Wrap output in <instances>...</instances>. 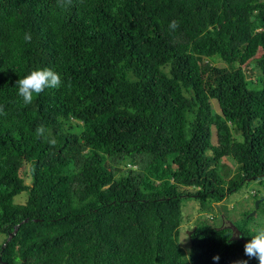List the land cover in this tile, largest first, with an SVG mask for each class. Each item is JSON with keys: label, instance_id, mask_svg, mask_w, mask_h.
<instances>
[{"label": "trees", "instance_id": "obj_1", "mask_svg": "<svg viewBox=\"0 0 264 264\" xmlns=\"http://www.w3.org/2000/svg\"><path fill=\"white\" fill-rule=\"evenodd\" d=\"M44 68L61 87L24 105ZM0 105V264H258L264 0H0ZM249 182L240 240L198 218L184 252L182 199L216 213Z\"/></svg>", "mask_w": 264, "mask_h": 264}, {"label": "rangeland", "instance_id": "obj_2", "mask_svg": "<svg viewBox=\"0 0 264 264\" xmlns=\"http://www.w3.org/2000/svg\"><path fill=\"white\" fill-rule=\"evenodd\" d=\"M245 71L249 79L253 83H257L260 74L259 71L254 68L252 63L245 68ZM190 191H194V189H190ZM262 191L263 187L259 183L249 182L238 192L227 196V198H225L222 202L214 205L216 213L213 212L209 214L199 212V203L197 200L193 198L182 199L181 212L183 220L180 229L179 242L184 252L187 253L190 249L188 233L198 218L206 219L208 217L215 216L218 219L214 221V224L220 225L223 223V225L229 226L230 224L239 221L244 212L252 209L254 203V198L252 196L254 193H262ZM255 214L253 216H255ZM255 222V224L259 226H264V221L260 218H257ZM256 228L257 227L255 226V229ZM3 239L4 236H0V243Z\"/></svg>", "mask_w": 264, "mask_h": 264}, {"label": "clouds", "instance_id": "obj_3", "mask_svg": "<svg viewBox=\"0 0 264 264\" xmlns=\"http://www.w3.org/2000/svg\"><path fill=\"white\" fill-rule=\"evenodd\" d=\"M58 6L61 8L72 5V0H57ZM170 29L175 30L178 27L176 21H172L169 25ZM26 39L30 40V36ZM62 85L60 74L50 68L33 70L30 74L20 78L16 82L18 89L17 95L21 98L24 105H31L34 101V94L39 96L46 88L58 89ZM0 115L7 116L5 106L0 105ZM46 128L44 125H39L36 128L37 137L45 136ZM51 136V133H48ZM50 143L55 144V139H51ZM230 226V225H229ZM244 254L249 259H256L258 264H264V226L257 227L255 234L244 245ZM214 261H219L220 256L216 255L212 258ZM234 264H248V260L240 259Z\"/></svg>", "mask_w": 264, "mask_h": 264}, {"label": "water", "instance_id": "obj_4", "mask_svg": "<svg viewBox=\"0 0 264 264\" xmlns=\"http://www.w3.org/2000/svg\"><path fill=\"white\" fill-rule=\"evenodd\" d=\"M259 204V201L255 202V208L257 209ZM255 214V211H253L250 216H253ZM229 228L232 230V240H240V232L238 231V229L234 226V225H230Z\"/></svg>", "mask_w": 264, "mask_h": 264}]
</instances>
